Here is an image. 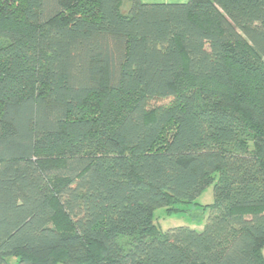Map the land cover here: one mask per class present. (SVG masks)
Segmentation results:
<instances>
[{
  "label": "trees",
  "instance_id": "1",
  "mask_svg": "<svg viewBox=\"0 0 264 264\" xmlns=\"http://www.w3.org/2000/svg\"><path fill=\"white\" fill-rule=\"evenodd\" d=\"M131 1L0 0V264H264V0Z\"/></svg>",
  "mask_w": 264,
  "mask_h": 264
},
{
  "label": "rangeland",
  "instance_id": "2",
  "mask_svg": "<svg viewBox=\"0 0 264 264\" xmlns=\"http://www.w3.org/2000/svg\"><path fill=\"white\" fill-rule=\"evenodd\" d=\"M123 9V8H121ZM169 101H164L166 104ZM214 186L209 185L206 187L197 197L196 203L194 204H177L176 207L181 208L182 210L176 211H168V207H160L155 210V223L158 228L162 231H166L169 228L176 226H190L192 228H196L198 230H202L207 222L209 216V210L207 209V205H210L214 202ZM65 212L61 207H58L55 223L57 226H67L69 223L65 222L68 220L64 216ZM122 245L129 249L134 239L129 236H121L120 237ZM264 252V251H263Z\"/></svg>",
  "mask_w": 264,
  "mask_h": 264
},
{
  "label": "crops",
  "instance_id": "3",
  "mask_svg": "<svg viewBox=\"0 0 264 264\" xmlns=\"http://www.w3.org/2000/svg\"><path fill=\"white\" fill-rule=\"evenodd\" d=\"M144 3H182L187 2L188 0H141ZM132 5L131 0H122V11L127 13Z\"/></svg>",
  "mask_w": 264,
  "mask_h": 264
}]
</instances>
